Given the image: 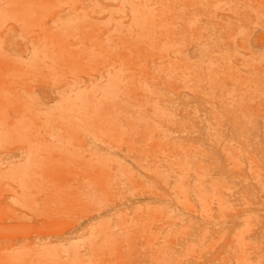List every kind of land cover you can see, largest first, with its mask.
Returning <instances> with one entry per match:
<instances>
[{
  "label": "rangeland",
  "instance_id": "rangeland-1",
  "mask_svg": "<svg viewBox=\"0 0 264 264\" xmlns=\"http://www.w3.org/2000/svg\"><path fill=\"white\" fill-rule=\"evenodd\" d=\"M0 264H264V0H0Z\"/></svg>",
  "mask_w": 264,
  "mask_h": 264
}]
</instances>
